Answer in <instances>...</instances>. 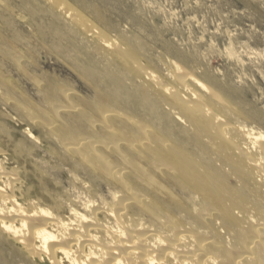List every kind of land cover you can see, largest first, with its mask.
Returning <instances> with one entry per match:
<instances>
[{
  "label": "bare ground",
  "instance_id": "6f19581e",
  "mask_svg": "<svg viewBox=\"0 0 264 264\" xmlns=\"http://www.w3.org/2000/svg\"><path fill=\"white\" fill-rule=\"evenodd\" d=\"M45 1L103 62L88 51L94 100L51 81L43 107L0 72L17 111L0 110V264H264V132L193 70Z\"/></svg>",
  "mask_w": 264,
  "mask_h": 264
},
{
  "label": "rangeland",
  "instance_id": "374dc122",
  "mask_svg": "<svg viewBox=\"0 0 264 264\" xmlns=\"http://www.w3.org/2000/svg\"><path fill=\"white\" fill-rule=\"evenodd\" d=\"M59 3L84 15L105 36L131 41L163 74L169 73L171 62L193 70L221 89L244 116L241 122L264 132V0ZM88 51L98 64L103 62L45 0H0V72L18 100L43 107L41 92L51 81L71 88L80 100H94L93 79L83 67ZM18 53L23 57L16 63ZM0 110L17 114L12 106L1 105Z\"/></svg>",
  "mask_w": 264,
  "mask_h": 264
}]
</instances>
